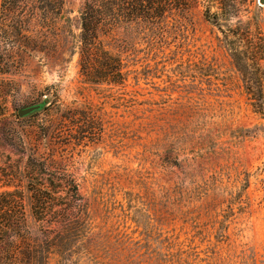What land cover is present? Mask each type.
Segmentation results:
<instances>
[{"label": "rangeland", "instance_id": "1", "mask_svg": "<svg viewBox=\"0 0 264 264\" xmlns=\"http://www.w3.org/2000/svg\"><path fill=\"white\" fill-rule=\"evenodd\" d=\"M204 1L166 29L120 27L103 39L122 61V85L79 74L85 0H65L57 56L26 55L0 75V194L19 192L12 203L27 220L0 247L4 264H264V119L229 50L243 41H224ZM233 1L228 26L258 43L259 66L249 64L264 75V5ZM78 128L101 134L77 141ZM40 163L75 178L81 210L68 225L32 215L28 173ZM57 193L54 203L71 202Z\"/></svg>", "mask_w": 264, "mask_h": 264}, {"label": "trees", "instance_id": "2", "mask_svg": "<svg viewBox=\"0 0 264 264\" xmlns=\"http://www.w3.org/2000/svg\"><path fill=\"white\" fill-rule=\"evenodd\" d=\"M204 17L207 22L219 28L224 41L229 38L243 41L242 50L230 48L236 68L243 77L245 93L254 111L264 119V75L251 72L250 59L259 66L261 56L259 45L252 38L234 37L228 24L236 15L233 0H205ZM199 0H85L81 11V33L78 37L79 74L84 81L99 85L110 83L122 85L125 81L122 61L111 54L105 37L120 28H136L149 33L161 30L171 22L185 18ZM65 0H0V75H15L16 69L26 55L44 53L49 57L59 53L58 26L64 17ZM216 7V11H213ZM226 28V29H225ZM228 45V44H227ZM230 47V46H229ZM42 107H46L43 104ZM76 114L70 117L75 123ZM92 125L97 121L95 114L89 113L84 119ZM83 128V127H82ZM72 130L71 136L95 138L98 132ZM77 134V135H76ZM44 163L34 165L28 173V191L32 198V215L41 224L56 226L73 222L82 201L78 185L72 174L46 172ZM60 190L70 196L69 204L51 201ZM19 192L0 194V247L11 237L20 233L26 225L24 214L17 213L22 208L12 203ZM50 199V201H49ZM74 204V205H73ZM81 214L77 218L81 220ZM4 253H0V264Z\"/></svg>", "mask_w": 264, "mask_h": 264}, {"label": "water", "instance_id": "3", "mask_svg": "<svg viewBox=\"0 0 264 264\" xmlns=\"http://www.w3.org/2000/svg\"><path fill=\"white\" fill-rule=\"evenodd\" d=\"M260 3H261L262 5H264V0H261ZM48 103H49V100H45V101H44V104L47 105ZM41 108H42L41 105H37V106H32V107H30V108L22 109V110H20V111L18 112V113H19V117H20V118L27 117V116H29V115H31V114H33V113L39 111Z\"/></svg>", "mask_w": 264, "mask_h": 264}]
</instances>
